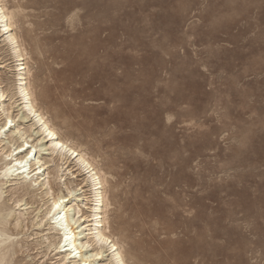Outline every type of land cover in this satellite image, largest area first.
<instances>
[{
  "label": "rangeland",
  "instance_id": "374dc122",
  "mask_svg": "<svg viewBox=\"0 0 264 264\" xmlns=\"http://www.w3.org/2000/svg\"><path fill=\"white\" fill-rule=\"evenodd\" d=\"M3 2L25 4L37 103L102 170L129 263L264 264V0ZM63 173L88 214L84 175ZM43 228L20 264H55Z\"/></svg>",
  "mask_w": 264,
  "mask_h": 264
},
{
  "label": "bare ground",
  "instance_id": "6f19581e",
  "mask_svg": "<svg viewBox=\"0 0 264 264\" xmlns=\"http://www.w3.org/2000/svg\"><path fill=\"white\" fill-rule=\"evenodd\" d=\"M3 1L0 0V44L7 48L14 64L13 77L4 85V65L0 62V264L21 263L16 261L19 254L31 249L26 230L36 225L44 228L35 233L39 238L35 247L44 248V256L54 251L55 264H100L106 253L108 258L101 264H130L110 230L107 211L112 203L102 170L81 147L61 134L37 103L28 51L16 31V18L27 16L25 4L10 10ZM14 105L19 107L17 114L13 113ZM20 114L30 120L28 125L18 123ZM66 170L72 177L76 173L84 175L82 182L88 186L89 195L83 205L89 204L88 214L83 212L82 203H77L75 193L79 189L74 181H63ZM9 186L12 192L8 201L12 205L5 203ZM16 207H20L18 213Z\"/></svg>",
  "mask_w": 264,
  "mask_h": 264
}]
</instances>
